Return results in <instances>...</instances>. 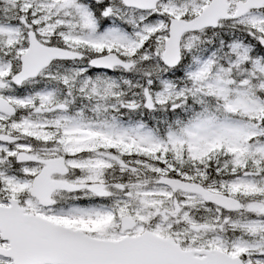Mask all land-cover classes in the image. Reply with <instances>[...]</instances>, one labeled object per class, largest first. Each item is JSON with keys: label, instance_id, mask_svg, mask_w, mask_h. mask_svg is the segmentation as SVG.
Instances as JSON below:
<instances>
[{"label": "snow or ice", "instance_id": "1", "mask_svg": "<svg viewBox=\"0 0 264 264\" xmlns=\"http://www.w3.org/2000/svg\"><path fill=\"white\" fill-rule=\"evenodd\" d=\"M0 264H264V0H0Z\"/></svg>", "mask_w": 264, "mask_h": 264}]
</instances>
